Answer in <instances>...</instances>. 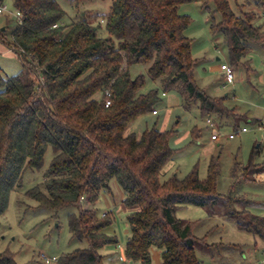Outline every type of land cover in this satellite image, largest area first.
I'll use <instances>...</instances> for the list:
<instances>
[{"label": "trees", "instance_id": "1", "mask_svg": "<svg viewBox=\"0 0 264 264\" xmlns=\"http://www.w3.org/2000/svg\"><path fill=\"white\" fill-rule=\"evenodd\" d=\"M193 2L215 5L210 28L223 36L231 67L251 70L247 57L253 44L264 43V26L256 24L264 0H111L107 13H84L71 24L64 23L67 12L59 0H13L21 17L0 28V45L22 68L6 77L0 69V218L25 172L40 170L51 147L43 184L25 195L52 216L75 208L68 215L71 238L88 243L59 256L56 264H106L101 251L117 249L118 237L105 231L114 215H100L96 208L102 193H112V179L123 189L121 203L128 209L125 253L137 264H153L155 248L161 250L160 264H202L197 248L212 245L194 234L197 221L177 216L186 205L210 214L221 207L241 230L264 241V216L252 213L242 195L220 194V155L211 156L205 179L195 166L184 178L163 180L176 150L169 142L176 130L152 127L140 137L126 134L141 115L158 113L160 99L158 89L141 91L145 76L132 78L135 63L146 65L149 77L165 90H178L186 109L198 104L203 117L231 118L235 128L249 118L234 113L228 95L212 96L198 83L186 34L191 18L179 11ZM214 14H220L219 21ZM100 17L106 36L94 25ZM195 129L192 135L198 137ZM260 154L261 145H255L249 163L236 162L231 177L240 168L246 177L263 174L264 162L255 161ZM0 264H17L14 253L0 251Z\"/></svg>", "mask_w": 264, "mask_h": 264}, {"label": "rangeland", "instance_id": "2", "mask_svg": "<svg viewBox=\"0 0 264 264\" xmlns=\"http://www.w3.org/2000/svg\"><path fill=\"white\" fill-rule=\"evenodd\" d=\"M2 2L8 10L0 17V28L5 29L8 21L18 17L15 15L13 0ZM59 2L67 12L65 24H71L84 13H107L111 7V0H80L78 4L71 0ZM214 9L213 3L203 7L198 2L186 3L179 8L181 13L188 14L191 18L186 34L192 39V54L197 60L196 77L199 85L210 95H228L226 104L230 108L234 107V113L240 116L239 112L246 113L249 118L242 119L235 128L231 118L221 121L216 116H211L216 119L218 126L213 129L207 126L206 119L209 116H202L198 104L186 109L178 90H165L162 84L149 77L146 65L135 63L130 66L132 78L140 74L145 76V85L141 91L147 93L158 89L160 99L156 105L158 113L141 115L128 127L126 134L135 133L140 137L146 128L152 127L162 131L176 130L169 141L170 146L176 150L163 169V180L172 176L184 178L195 166H198L200 178L205 179L211 156L220 155V194L242 195L249 200L247 208L252 213L264 216V173L248 178L240 168L237 177H231L236 162H240L241 167L249 163L255 145H261V154L255 157V161L264 162V43L253 44L252 52L247 57L251 70L244 65L233 68L234 83L226 84L219 67L221 63H229L228 47L223 36L213 34L210 28ZM259 12L263 14L264 8ZM214 16L217 21L220 20V14ZM100 18L94 20V25L99 26V35L106 36L100 26L104 22ZM256 24L264 26V17L260 16ZM21 68L22 64L13 52L0 45V69L3 76L15 75ZM253 119L258 120L253 122ZM195 126L198 137L192 135ZM243 127H247L248 131L241 132ZM216 131L220 133L217 141L211 139ZM233 132L236 133L234 139L226 138V135ZM52 158L53 151L49 147L43 167L25 172L22 186L11 192L8 208L0 218V251L9 249L14 253L17 264H56V261L47 263V258H58L88 245L86 241L71 238L68 215L75 208H65L58 216H52L53 211L38 207L35 200L25 195L30 188L43 184L45 171ZM110 186L112 193H102L96 208L100 215L104 212L114 215V223L107 231L112 233L113 230L119 243L125 246L130 229L127 222L128 211L121 203L124 192L115 179L111 180ZM238 207L241 208L242 205ZM176 214L184 220L197 221L194 234L200 238L205 237V241L212 245L206 249L197 248V256L202 264H264V241L241 230L237 220L225 215L221 207L210 214L203 207L186 205L179 208ZM153 250L160 251L156 248ZM116 251L118 249L115 253L105 254L106 264H120ZM101 253L104 254L105 251ZM160 263L161 255L153 258V264Z\"/></svg>", "mask_w": 264, "mask_h": 264}, {"label": "built area", "instance_id": "3", "mask_svg": "<svg viewBox=\"0 0 264 264\" xmlns=\"http://www.w3.org/2000/svg\"><path fill=\"white\" fill-rule=\"evenodd\" d=\"M7 11H8L7 6L0 3V17L3 16L5 13H7ZM15 15L18 18L21 17L20 12H18V11L15 12ZM262 16L264 17V12H263ZM54 26H57V25H54ZM219 68H220V72L222 73L226 84H233L234 80H235V75H234V70L231 67L230 63H228V62L221 63ZM163 95H165V93H163ZM107 96L110 97L109 92H107ZM110 104H111V100H110V98H108L106 101V106H109ZM154 113H155V111H154ZM206 122H207V125L213 129H216L218 127L216 119L214 117L209 116L206 119ZM246 131H248L247 127H243L241 129V132H246ZM219 137H220V133L217 131L211 135V139L215 140V141L219 140ZM235 137H236L235 132L226 135V138H228V139H234ZM117 249L119 251L118 252V259H119L120 264H137L136 262L132 261L131 259H129L127 257V255L125 253V246H122L120 243H118ZM56 260H57V257H52V258H47L46 261H47V263H49L51 261H56Z\"/></svg>", "mask_w": 264, "mask_h": 264}, {"label": "crops", "instance_id": "4", "mask_svg": "<svg viewBox=\"0 0 264 264\" xmlns=\"http://www.w3.org/2000/svg\"><path fill=\"white\" fill-rule=\"evenodd\" d=\"M3 0H0V3H3L2 2ZM15 12H16V10H15ZM219 59V58H218ZM224 79V78H223ZM207 124V123H206ZM208 126V125H207ZM123 205V204H122ZM123 207H124V205H123ZM125 208V207H124ZM127 211H128V209L127 208H125ZM108 229V228H107ZM107 229L105 230L106 232H108L107 231ZM111 234H114V232H113V230H112V233ZM105 251V253L104 254H109V253H115V250H104ZM107 251V252H106ZM152 253H153V258H159L160 257V255H161V250L160 251H157V250H153L152 251ZM155 255V256H154Z\"/></svg>", "mask_w": 264, "mask_h": 264}]
</instances>
